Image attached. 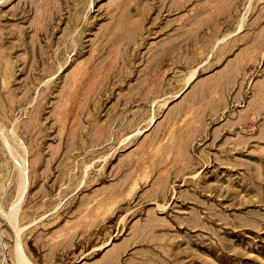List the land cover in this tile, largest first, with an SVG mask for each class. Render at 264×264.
Here are the masks:
<instances>
[{"label": "rangeland", "instance_id": "obj_1", "mask_svg": "<svg viewBox=\"0 0 264 264\" xmlns=\"http://www.w3.org/2000/svg\"><path fill=\"white\" fill-rule=\"evenodd\" d=\"M19 249L264 264V0H0V264Z\"/></svg>", "mask_w": 264, "mask_h": 264}, {"label": "bare ground", "instance_id": "obj_2", "mask_svg": "<svg viewBox=\"0 0 264 264\" xmlns=\"http://www.w3.org/2000/svg\"><path fill=\"white\" fill-rule=\"evenodd\" d=\"M5 136V135H4ZM7 142V141H6ZM11 150H13V149H11ZM20 166V165H19ZM21 174V173H20ZM24 178H25V175H23V173L21 174V183H23L24 182ZM22 191V190H21ZM14 219V218H13ZM15 226H17V225H15ZM18 232H20V230L18 231ZM18 234H20V233H18ZM17 234V235H18ZM19 236V235H18ZM18 245H19V243H18ZM107 245H109V242H108V244ZM106 246V245H105ZM21 247V246H20ZM19 247V248H20ZM17 262L19 263V264H29L28 263V261H27V259H26V257H25V254L22 252V250L21 249H19V250H17ZM31 264V263H30Z\"/></svg>", "mask_w": 264, "mask_h": 264}]
</instances>
